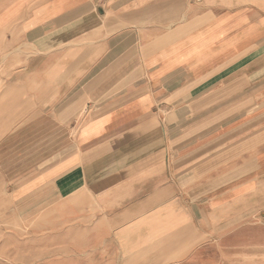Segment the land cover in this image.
<instances>
[{
	"label": "crops",
	"instance_id": "crops-1",
	"mask_svg": "<svg viewBox=\"0 0 264 264\" xmlns=\"http://www.w3.org/2000/svg\"><path fill=\"white\" fill-rule=\"evenodd\" d=\"M0 190L37 264H264V0H0Z\"/></svg>",
	"mask_w": 264,
	"mask_h": 264
},
{
	"label": "rangeland",
	"instance_id": "rangeland-1",
	"mask_svg": "<svg viewBox=\"0 0 264 264\" xmlns=\"http://www.w3.org/2000/svg\"><path fill=\"white\" fill-rule=\"evenodd\" d=\"M11 207L6 202V198L2 195L0 190V216L9 214ZM5 220L0 221V264H37L33 262L31 256L22 252H15V245L10 243V245H3L2 240L4 241L5 234L13 230V226H5ZM41 264V263H39Z\"/></svg>",
	"mask_w": 264,
	"mask_h": 264
}]
</instances>
